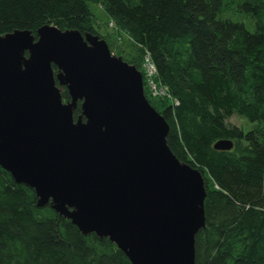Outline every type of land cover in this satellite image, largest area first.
<instances>
[{
	"label": "trees",
	"instance_id": "16d2710c",
	"mask_svg": "<svg viewBox=\"0 0 264 264\" xmlns=\"http://www.w3.org/2000/svg\"><path fill=\"white\" fill-rule=\"evenodd\" d=\"M88 2L132 41L134 54L116 56L140 72L142 56L154 65L167 97L151 100L143 83L145 97L169 126L170 151L204 179L195 264H264V0H0V36L54 26L98 35L112 51ZM61 96L70 100L64 87ZM233 115L252 129L229 125ZM219 141L233 148L216 150ZM37 204L0 168V264H131L108 239Z\"/></svg>",
	"mask_w": 264,
	"mask_h": 264
},
{
	"label": "water",
	"instance_id": "95a60500",
	"mask_svg": "<svg viewBox=\"0 0 264 264\" xmlns=\"http://www.w3.org/2000/svg\"><path fill=\"white\" fill-rule=\"evenodd\" d=\"M168 133L141 73L99 36L54 26L0 36V168L131 264H195L204 179L170 151Z\"/></svg>",
	"mask_w": 264,
	"mask_h": 264
},
{
	"label": "rangeland",
	"instance_id": "374dc122",
	"mask_svg": "<svg viewBox=\"0 0 264 264\" xmlns=\"http://www.w3.org/2000/svg\"><path fill=\"white\" fill-rule=\"evenodd\" d=\"M88 6L90 11L94 14L96 18V29L102 36H108L109 40L112 41V51L111 53L113 55H116V51H121L123 55H132L135 52V49L133 48V43L129 39V37L124 33L116 30V27L114 25H110L109 23V17L106 14V12L103 10L102 6L93 2H88ZM227 14V13H226ZM230 14L231 18L233 20L241 21L246 24V27L249 30H253V26L251 24L249 25L245 18L242 16H239L234 13H228ZM120 57V56H119ZM144 56H142L141 60V67L140 70H143L144 68ZM63 88V87H58ZM145 89H146V95H148L151 100L153 99H159L161 96H158L155 94V92H152L149 88V84L145 83ZM165 95V94H164ZM158 96V97H156ZM63 99V98H62ZM228 123L231 126H234L238 129L243 130V132H248L250 129H252L253 124L249 122L246 118L241 117L239 115H233L230 119H228Z\"/></svg>",
	"mask_w": 264,
	"mask_h": 264
},
{
	"label": "built area",
	"instance_id": "2783aa9c",
	"mask_svg": "<svg viewBox=\"0 0 264 264\" xmlns=\"http://www.w3.org/2000/svg\"><path fill=\"white\" fill-rule=\"evenodd\" d=\"M144 75H145L147 84H149V88L152 92H155V94H157L158 96H161L160 98L167 97V91L163 87L159 86V84L156 83L154 80V77L156 75V69L154 65L150 62L148 57L145 58Z\"/></svg>",
	"mask_w": 264,
	"mask_h": 264
}]
</instances>
